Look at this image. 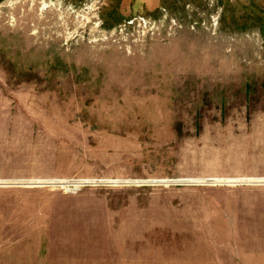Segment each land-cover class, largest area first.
<instances>
[{"label": "rangeland", "instance_id": "374dc122", "mask_svg": "<svg viewBox=\"0 0 264 264\" xmlns=\"http://www.w3.org/2000/svg\"><path fill=\"white\" fill-rule=\"evenodd\" d=\"M0 264H264V0H0Z\"/></svg>", "mask_w": 264, "mask_h": 264}]
</instances>
